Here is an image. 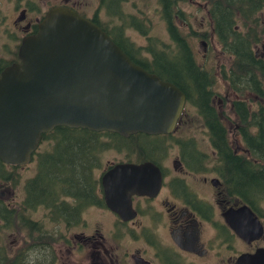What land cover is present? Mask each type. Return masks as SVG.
<instances>
[{"label": "flooded vegetation", "instance_id": "1", "mask_svg": "<svg viewBox=\"0 0 264 264\" xmlns=\"http://www.w3.org/2000/svg\"><path fill=\"white\" fill-rule=\"evenodd\" d=\"M146 1L0 0V73L18 65L22 40L33 36L44 16L59 8L94 23L134 65L171 83L185 96L175 129L165 135L134 133L124 138L107 131L69 128L80 130L84 142L89 137L96 145L92 153L74 150L73 169L66 164L73 149L49 153L52 132L57 129L42 135L30 161L17 166L1 163L5 172L0 174V199L3 205L15 202L12 206L6 203L9 215L4 217L5 225H0L1 236L8 238L9 245L20 250L41 246L55 250L56 264H235L240 256L264 250V195L253 184L238 189L228 170L229 166L240 167L245 169L242 175L250 180L263 179L264 153L259 152L257 144L245 146L247 138L262 133L258 123L264 117L263 77H245L239 83V94H235L229 79L236 53L230 52L225 43L221 46L227 35L238 37L248 44L254 63L260 64L253 67L256 74L264 73V6L245 12L242 20L238 15L233 19V12H220L228 7L221 0H155V24ZM230 17L232 34L219 29V23ZM197 20L193 30L191 25ZM167 26L175 28V37L184 43L194 67L178 66L173 72L166 66V54L175 56L180 50ZM157 35L168 37L169 53L164 50L168 44ZM192 41L201 47L202 58L212 53L215 60L223 55L229 62L219 73L215 70L225 86L221 107L214 105V73L204 64L195 65ZM227 42L232 43L231 39ZM167 71L176 73L177 79ZM237 100L243 101L248 114L235 115ZM188 103L195 110L202 106L203 114L196 110L199 116L186 115ZM249 121L256 124L247 125ZM185 126L192 135L182 129ZM216 127L225 130L228 149L239 163L219 161V151L223 150L210 141V132L215 134ZM171 136L174 141L167 140ZM108 147L127 157L133 154L135 160L101 165L98 149ZM169 148L176 153L167 161ZM86 154L92 157L87 167L83 161ZM42 156L44 162L40 161ZM142 161L151 162L159 170L158 188L144 195L132 193L128 198L116 195L114 206L120 213H115L103 200V174L120 162ZM59 168L64 169L63 175Z\"/></svg>", "mask_w": 264, "mask_h": 264}, {"label": "water", "instance_id": "2", "mask_svg": "<svg viewBox=\"0 0 264 264\" xmlns=\"http://www.w3.org/2000/svg\"><path fill=\"white\" fill-rule=\"evenodd\" d=\"M18 65L0 73V162L22 165L42 135L63 127L128 137L170 133L185 104L171 83L146 74L94 23L67 9L46 14L22 40ZM103 200L155 191L159 170L149 161L120 162L102 176ZM121 187V191L119 190ZM248 215L251 214L247 210ZM235 264H264V250Z\"/></svg>", "mask_w": 264, "mask_h": 264}, {"label": "rangeland", "instance_id": "3", "mask_svg": "<svg viewBox=\"0 0 264 264\" xmlns=\"http://www.w3.org/2000/svg\"><path fill=\"white\" fill-rule=\"evenodd\" d=\"M146 3L148 4L147 9L149 8L148 13L152 14V22L157 24L158 20L156 19V15L154 13L153 10H155L156 7V3L155 0H147ZM134 12V11H133ZM134 14L136 15L137 13L134 12ZM199 16V15H198ZM197 16V17H198ZM200 20V19H199ZM199 20L193 22L194 24L191 25L193 30H196ZM236 24H238V22H236ZM207 28V27H206ZM157 37L162 40L163 42H165L166 44H168V48H163L165 51H167V53H169L170 48H169V39L168 37H166V39L160 38V36L157 35ZM139 39V38H138ZM143 41V40H142ZM141 39L138 40L139 43H142ZM190 46L192 48L193 51V59H194V63L197 67L201 66L202 64H204L206 66V68H210V73H214V75H212L213 78V84H212V89L216 92V94L214 95V105L215 107H221V104L223 102H221V100L223 99L224 96V91H225V86L224 84H222L221 82V78H220V74H215V70L218 69V73L221 71V68L224 66V68H226L228 65V61L227 58L224 57L222 55V57L218 60H215V58L213 57L214 54L210 53L209 56L202 58L203 54H202V50L201 47L195 43V42H190ZM147 46V45H146ZM170 54V55H169ZM168 55L166 54V58L165 60H173V58L175 57L174 54L169 53ZM219 67H217V66ZM219 100V101H218ZM185 114L186 115H190L192 117L195 116H199L196 113L195 108L191 105V104H186L185 107ZM190 124H193V122H190ZM233 125H231L232 127ZM185 132H188V136L192 135L190 133V129H188L187 126H185V128H182ZM53 134V140H52V146L51 149H49V153L53 152L54 154H62L63 151H65L66 148H71L73 149V154L69 157V161H67V166L70 169L74 168V165L76 164L75 161V154H74V150H79L80 154H82V152H89L92 153L94 150V146L95 143L91 142L89 140V137L87 139V142H84L82 139V132L80 130H75V129H66V128H57V130L52 132ZM197 137H200V134L196 133ZM168 141H174L173 137H168L167 138ZM54 141V142H53ZM205 144H207V140L205 138ZM45 146V145H43ZM40 153L44 152L42 148H39ZM100 152V157L98 158V163H101V165L105 164L106 161H111L113 163H116L118 161H130V160H135V155L130 154L128 157L125 155L124 152L120 151V152H115L113 151L111 148H102V150L98 149ZM176 153L174 150H172L171 148H169L166 152V160L170 161L171 158L173 157V154ZM86 157L84 158V163H85V167L88 166V164L90 165L92 162V157L89 154L85 155ZM41 162H44V156L39 157ZM71 159V160H70ZM50 161V160H49ZM62 163H64V161H62ZM5 172V168L4 166L1 164L0 162V174ZM51 172H54L53 169H51ZM59 172L60 174L63 175L64 173V169L63 168H59ZM14 187V185H13ZM19 200V199H18ZM6 203L3 205L2 200L0 199V225L4 226L5 225V219L4 217H7L9 215V209H6ZM15 202H11L8 203L9 205H13ZM0 232V264H51V262L53 261V257H54V261L53 263H55V258H57V253L55 252V250L49 251L46 248H44V246L38 247L37 249L32 248V247H28L25 248V250H20L19 248H15L16 246H11L8 244V238L2 237ZM17 254V255H15Z\"/></svg>", "mask_w": 264, "mask_h": 264}, {"label": "trees", "instance_id": "4", "mask_svg": "<svg viewBox=\"0 0 264 264\" xmlns=\"http://www.w3.org/2000/svg\"><path fill=\"white\" fill-rule=\"evenodd\" d=\"M222 3H224L225 5H228V7H225L223 9H221L220 12H227L228 14H230V12H233V19L235 18H240L242 20H244L245 16L244 13L245 12H250V10H254L256 9L257 7H261V6H264V0H221ZM263 4V5H262ZM230 9V10H229ZM168 10V16H170L172 13L170 11V8L167 9ZM255 12V11H254ZM252 12V13H254ZM235 15H238L237 17H235ZM243 16V17H242ZM224 19V18H223ZM222 19V20H223ZM230 18L226 19L224 21V23H219V26L221 30H223V32H229V34H232V30H233V24H232V20L230 22ZM221 20V21H222ZM248 20H250V18H248ZM232 24V25H230ZM230 25V26H229ZM175 28L174 27H170V26H167V30L170 34V36L172 37V40L174 41V43H177L179 45V53H177L175 55V57L173 58V60H165L167 63H166V66H169L170 68H173V72L176 71L177 68H179L178 66H181V67H194L193 65V62H192V59H191V56L189 55L188 51L185 49V47H183L184 43H181L180 40H178L176 37H175V33L176 31L174 30ZM231 39L232 43L229 44V42H227V40ZM222 44L221 46H223V43H225L226 45L229 46L230 48V52L232 53H236L234 55V58L232 59L231 61V65H232V76H230L231 78L229 79L230 81V87L231 89H233L232 91L235 93V94H239V90H240V87H239V83L241 84V81L242 79H244L245 77L249 76V77H255V78H259V77H263L262 80H263V83H264V73L263 72H260V74H256L257 71H255L253 69L254 68H258L260 66V64H255L253 59L251 58L250 56V53L248 52V44L245 43L244 41H241V39H239L238 37H234L233 35H227L226 39L225 40H222L221 41ZM182 47H181V46ZM170 62V64L168 63ZM171 70V69H170ZM168 72V71H167ZM247 73V75L245 74ZM168 74H170L168 72ZM176 74V73H175ZM175 74H170V77L172 78H176L177 79V75ZM189 82H191L189 80ZM175 83V82H173ZM238 101V109H237V112H235L237 114L239 113H244V114H248L247 111H246V108L244 107V104H243V101ZM242 105V107H241ZM196 110H197V113L199 115H202L204 110H203V107L202 106H197L196 107ZM252 113H258V112H255V111H252ZM236 122L239 124L241 121L239 118L236 119ZM211 124H213L211 122ZM252 125V124H256L254 123V121H249L247 122V125ZM260 126L259 128L261 127L262 129V133H260L259 136H248L249 138H247L245 140V146L246 147H250V145H253V144H257L260 148L259 152L261 153H264V117L262 116L261 117V121L258 123ZM225 130H222L220 127H216V131H215V134L214 132H210V141H211V144L213 146H215L217 149L220 147L223 151H219L220 154H221V159L219 161L221 162H224V163H239L240 161H238L237 159L233 158L231 155V151L228 149V144L226 143V137H225V133H224ZM111 134V133H110ZM136 135V134H134ZM136 136H141L139 134H137ZM134 143L137 142V140H133ZM256 154V153H255ZM264 160V157L262 158ZM225 169V168H223ZM222 169V170H223ZM229 176L232 178L234 184L237 186L238 189H240V186L246 184H253L254 187L258 188L259 191L261 192L262 195H264V176H263V179L262 178H259V179H252L250 180L248 177L242 175V171H245V169H242V168H236L234 166H229Z\"/></svg>", "mask_w": 264, "mask_h": 264}]
</instances>
